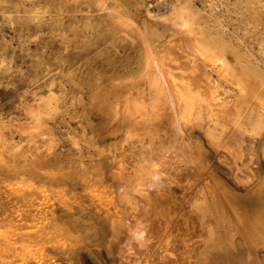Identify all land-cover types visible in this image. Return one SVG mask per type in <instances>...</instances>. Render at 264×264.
Instances as JSON below:
<instances>
[{
    "label": "rangeland",
    "instance_id": "rangeland-1",
    "mask_svg": "<svg viewBox=\"0 0 264 264\" xmlns=\"http://www.w3.org/2000/svg\"><path fill=\"white\" fill-rule=\"evenodd\" d=\"M117 1L0 0V264H200L211 254L204 219L212 215L208 204L193 208L200 187L209 181L214 194L212 185L218 183L240 211L262 207L264 131L252 142L248 137L254 133L246 127L229 145L208 142V109L215 99L201 100L184 141L199 148L202 161L186 154L177 158L162 176L170 188H154L149 205L138 186L149 185L153 153L173 138H153L151 124L133 132L125 123L133 116L122 114L130 89L151 108L140 20L159 23V17L181 10L193 20L195 32L224 51L253 93L264 98V0H145L150 7L143 0L133 10L130 0ZM172 38L167 33L163 45ZM177 54L180 61L187 59ZM134 86L144 87L146 99ZM231 86L226 89L234 97L239 93ZM249 96L257 110L259 102ZM192 167L198 173H190ZM138 204L151 212L144 209L150 219L176 208V231L163 240L152 227L146 240L134 242L133 232L144 217ZM160 240H167L170 252L176 250L175 257ZM176 247L187 250L182 260L183 250Z\"/></svg>",
    "mask_w": 264,
    "mask_h": 264
},
{
    "label": "bare ground",
    "instance_id": "bare-ground-1",
    "mask_svg": "<svg viewBox=\"0 0 264 264\" xmlns=\"http://www.w3.org/2000/svg\"><path fill=\"white\" fill-rule=\"evenodd\" d=\"M114 1L116 3L118 2L117 0H114ZM146 1L144 0L143 6L148 7L149 3H148V6L145 5ZM123 2H124V4H126L125 2H127V1L123 0ZM123 2L121 5H123ZM128 3H130V7L131 6L136 7V5H137V7H139L140 4H143V0H130L129 2H127V4ZM150 6H151V4H150ZM121 7L123 8L124 6H121ZM128 7H129V5H128ZM132 7L130 8V10L132 9ZM143 8H145V7H143ZM124 9H125V7H124ZM128 9L129 8H127V10ZM138 10L139 9H137V10L135 9L136 12ZM133 12L131 13V15L133 14ZM148 12H150V9H148ZM142 13H143V11H142ZM137 15H136V18H137ZM143 15H145V14H143ZM134 16H135V14H134ZM130 17L131 16H129V18ZM136 18L133 17V19H136ZM138 19H139V17H138ZM150 20H148L147 17H146V19L140 20V21H142V24H143V28H142L143 30H141V33H139V34H140L142 44H143V49L145 52V65H144L143 76H145V80L148 83V88H149V91H148L149 92V95H148L149 100L148 101L151 103V108H149L150 106L147 107V105L142 104L143 98L142 99L140 98L141 100H139L138 95H137V97H134L133 93L130 92V91H132V89H130L128 92L130 93L131 96L128 97L129 94L126 95V97H128V98H126L127 103L125 106L123 105L124 114H122V115H124L125 119H127V117L125 115H127L129 113H130V117L133 116V120L130 119L131 123L125 122L126 125H128L129 128H131L133 132L136 130L139 131L143 128H148L149 124H151L150 128H152L151 131L152 130L153 131L150 134L153 136V138H157V139H159V138L163 139V137L168 138L169 134H170L171 138H173V140L170 144H168L166 147L157 149L156 152L153 153L154 154V156L152 157L153 174L151 175V177L149 179V182H150V183H148L149 185H147V186H141L140 185V186H138V189H137L139 191L134 190V192L137 191L138 194L140 195V197L146 201L145 204L149 203V205L151 202V196H152V193L154 191L153 190L154 188L157 189L159 186L169 187L170 182L165 181V180L163 181L162 176L164 173H166V169H168L170 166H172L176 162L175 160L177 158H180L182 155L186 154L190 157L193 156L194 159H198V158H199V160L202 159L201 151L199 150V148H197L195 145H193L191 143L189 144V143H186V141H184L185 140V127L191 121L192 117H194V115L200 110L201 100L215 99V104L211 105V107L208 109V121H207V126H206V131H205V134L208 138V142H212L215 145L218 144L221 147H222V145H224V146H226L227 144L229 145V144H231V137L236 135L238 133L237 131L244 130L243 128H245V127H246L245 129H247V131H250L252 134L254 133L253 136L250 135L248 137L250 139V142H252V141L256 140V137H255L256 135H258V134L261 135L264 131V103H263L264 98H262L261 95H260V97H258L255 95V93H253V89H251V84L249 83V81H246L237 72L236 68L231 66L229 59L226 56L224 51H220L215 44H213L212 42L205 41L203 39L202 35H200L198 32H195V30H194L195 25H194L193 20H189L185 16V14L183 13L182 10L177 11L175 13H171L170 16L159 17L158 18L159 23L158 22L154 23ZM155 21H157V18L155 19ZM136 24H137V21H136ZM141 26L139 25V27H141ZM32 31H33V29H32ZM167 33H172L173 38L170 41V43H168L169 45L165 44V45H167V46H165V45H163V40H164L163 38H165ZM177 53L182 54L183 56L185 55L187 59L184 61H182L183 60L182 59L180 61V57L179 58L177 57L178 56ZM190 64H191V66L188 67ZM188 69H190V70H188ZM139 79L142 80V78H139ZM136 81L137 80H134V81L132 80V82H130V83H134ZM141 83H143V82H141ZM227 85L230 87H232L231 85H234L237 88L239 94L238 95H236L237 93L234 94V97H231V95L229 96L228 95L229 92H232V91H231V89H226ZM135 87L136 86H134V90L138 89L139 91H141V93L142 92L144 93V91H145L144 87L146 88L145 85L143 88H141V87L135 88ZM235 87H233V88H235ZM131 88H133V87H131ZM128 89H129V87H128ZM113 90H117V89L116 88L114 89V87H113ZM123 90H125V89L123 88ZM139 91H137V92H139ZM115 92H118V91H115ZM110 93H112V92H110ZM143 93H142V95L145 96L146 94H143ZM248 93L251 94V96H249V100H251V98H254V100L259 102L258 104H256L257 108H258L257 110H254L250 107L252 102L249 103L246 99V96ZM113 94H115V93H113ZM118 94H119V92H118ZM120 95L122 96V94H120ZM116 97H117V95H116ZM144 98L146 99V96ZM120 99H122V98H120ZM128 100H130V102H128ZM122 101H120V102L122 103ZM132 104H135L134 110H132L133 112H131ZM118 110H120V107ZM115 114H116V111H115ZM135 120H136V122H135ZM162 130L164 132L161 133V135H160V133H158V131L160 132ZM155 135H157V136H155ZM244 137H242V138L244 139ZM159 141H161V140H159ZM167 141H169V140H167ZM189 141H192V140H189ZM263 154H264V151H263ZM150 164H151V162H150ZM194 169L195 168H193V167L188 168V171L190 173H194V172L198 173V171L194 170ZM175 178L176 177H174V179ZM165 179H167V178H165ZM131 181H132V179H131ZM141 182H143V181H141ZM210 182L212 183V181H210ZM165 183L168 186L165 185ZM208 183H209V181H208ZM208 183H207V185L199 188V194H197V197H195L194 204H193V208H194L195 204H197L196 207H201L202 203L208 204L209 208H210L209 211L212 212V215L209 214L210 215V216L208 215L209 217L206 216L209 219H204L205 221L206 220L208 221L206 223L207 227H206V225H205V227H206V229L208 228L207 233H208V237H209V241H210V244L208 247L210 249H208V250H209V252H211V254L206 255L205 259L200 264H264V201L261 199L262 200V207H260L259 210H258L259 206L255 204L258 207L255 206L252 208H243L240 211V207H238V206L236 207L235 205L233 207V203H231V201L228 199V194L225 192V190L218 183L212 185V186H215L217 188L215 190L216 193H214V194L212 191L209 190ZM262 184L263 183L260 184L261 185L260 187H262ZM253 186H251V188H249V189H252ZM123 188H121V189H123ZM160 188H162V187H160ZM162 189H164V188H162ZM255 189H258V187L257 188L255 187L254 190ZM167 190L169 191L168 188H167ZM260 190H258V192H260ZM121 192L123 193V190ZM125 192H126V190H125ZM160 192H162V191H160ZM122 193H121V195H122ZM128 194H130V196H131L130 192ZM262 194H263V192H262ZM134 196H136V195H134ZM138 196L135 198H140ZM157 196H158V194H157ZM131 198H133V197H131ZM123 199H124V197H123ZM127 199H128V197H127ZM142 199H140V200H142ZM152 201H153V199H152ZM123 202H124V200H123ZM140 202H142V201H140ZM125 204H126V202H125ZM142 204H143V202H142ZM149 205H148V207H149ZM145 206H147V205H145ZM154 206H156V205H154ZM139 208H141V207H139V204H138V209ZM144 209H145V207L142 210L139 209V210L143 211V212L140 211L141 214L144 213ZM252 209L254 211H255V209L258 210L257 215L254 214V211ZM145 210H146V214L149 215L148 213L150 211H148L147 209H145ZM195 210H198V209L196 208ZM168 211L170 213H167V214L168 215L170 214V215L169 216L168 215L163 216L160 219H158L159 217L158 218L154 217L153 219H150V218H148V216H145V213H144V217L141 215L143 218H141L139 222L137 221L138 227L135 228V231L133 232L137 236V237H135V235H133L134 240H135V238H136V240H137V238H139L140 240H141V238L146 240L144 237L147 236L149 230L152 229V227L157 228L159 230V232H158L159 235H157V234L156 235L159 236V239H163V240H165V237L167 234L170 235L173 232H175L176 231V228L174 225L175 220L173 219L174 215L172 216V213L176 214L177 209L176 208H174V209L168 208ZM194 212L195 211H193V213ZM134 217H136V216H134ZM136 219H138V218L136 217ZM200 221H203V220H200ZM133 222H132V224H133ZM129 224H130L129 229H131L134 225L131 226L132 225L131 222ZM135 224H136V222H135ZM199 228H201V227H199ZM201 230H202V228H201ZM191 231H194V230H191ZM194 232H196V230ZM194 232H192V233H194ZM201 232H202L201 233V236H202L203 231H201ZM178 234H179V232H178ZM194 234H196V233H194ZM130 236H132V235H130ZM177 236H179V235H177ZM177 236H176V238H178ZM126 237L129 238V235ZM133 237H131V238H133ZM154 237H155V235H154ZM193 237H195V236H193ZM129 239H127V240L129 241ZM150 239H151V237H150ZM154 239H157V238H154ZM185 239H186V237H185ZM130 240L133 242L132 239H130ZM136 240L134 242H136ZM140 240L139 241L137 240V241L141 242ZM163 240L162 241L160 240L161 241L160 245L162 246L161 248L164 249L163 247H165V249H167V246L169 244H167V240L166 241H163ZM168 240L170 241V239H168ZM180 240H183V239L180 238ZM128 241H127V244L130 242V241L129 242ZM143 241H142V243H143ZM185 241L189 242L188 239H186ZM145 242L143 244H145ZM154 242H155V240H154ZM136 243H134L135 245L134 244L133 245L137 247ZM139 244H141V243H139ZM148 244H149V241H148ZM176 244H178V243H176ZM183 244H185V243H183ZM133 245H131V246H133ZM185 245H187V244H185ZM126 246H128V249H129V247H131L129 245H126ZM134 246L132 247V249L134 248ZM144 246H146V244ZM170 246H172V245H170ZM191 246H192V243H191ZM196 246H197V244H196ZM184 247H187V246H184ZM193 247H195V246H193ZM138 248H139V246H138ZM138 248H135V249H138ZM149 248H150V246H149ZM157 249H159V248L157 247ZM177 250L182 251V250H179L178 248H177ZM193 250H194V248H193ZM193 250H191V251H193ZM129 251H130V249H129ZM168 251H169V249H167V252ZM175 251H171V252L169 251L168 253H171L170 255H173L172 257H175L176 256V255L174 256ZM185 251L187 252L186 248H185ZM154 252H156V251H154ZM186 252H184V250H183L181 252L182 254L180 253V255H181L180 258L182 257V255L184 256ZM172 253H174V254H172ZM191 253L189 252V255ZM193 254L195 256V253H193ZM160 255H161V253H160ZM167 255H166V257H167ZM170 255H169V257H170ZM155 256H156V254H155ZM157 256H158V254H157ZM169 257H167V258H169ZM185 257H187V255ZM137 258H138V256H137ZM163 258H165V257L163 256ZM194 258H192V259H194ZM183 259H185V258L183 257ZM192 259H189V260H191V263H193ZM167 260H166V262H167ZM171 260H174V259H171ZM181 260H182V258H181ZM162 261H164V260H162ZM162 261H160V262H162ZM185 261H186V259H185ZM173 262H175V261H173ZM194 262H195V259H194ZM169 263H171V262H169ZM177 263L178 262H176V264Z\"/></svg>",
    "mask_w": 264,
    "mask_h": 264
}]
</instances>
